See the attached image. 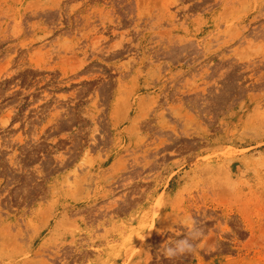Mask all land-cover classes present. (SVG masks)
<instances>
[{
	"label": "rangeland",
	"instance_id": "obj_1",
	"mask_svg": "<svg viewBox=\"0 0 264 264\" xmlns=\"http://www.w3.org/2000/svg\"><path fill=\"white\" fill-rule=\"evenodd\" d=\"M0 264H264V0H0Z\"/></svg>",
	"mask_w": 264,
	"mask_h": 264
},
{
	"label": "clouds",
	"instance_id": "obj_2",
	"mask_svg": "<svg viewBox=\"0 0 264 264\" xmlns=\"http://www.w3.org/2000/svg\"><path fill=\"white\" fill-rule=\"evenodd\" d=\"M185 233L182 239H177L163 247V256L169 260L177 259L198 251L199 242L205 236L204 229L198 225L194 217H186L182 221Z\"/></svg>",
	"mask_w": 264,
	"mask_h": 264
}]
</instances>
